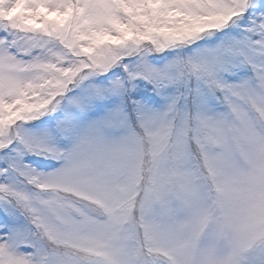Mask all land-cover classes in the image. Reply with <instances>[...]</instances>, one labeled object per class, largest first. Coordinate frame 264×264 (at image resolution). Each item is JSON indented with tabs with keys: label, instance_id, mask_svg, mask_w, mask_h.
<instances>
[{
	"label": "clouds",
	"instance_id": "obj_1",
	"mask_svg": "<svg viewBox=\"0 0 264 264\" xmlns=\"http://www.w3.org/2000/svg\"><path fill=\"white\" fill-rule=\"evenodd\" d=\"M162 2L75 0V7L88 8L85 15L48 20L25 16L17 18L21 27L5 33L17 42L16 56L11 67H0V83L7 80L17 91L8 95L5 90L8 107H0V126L6 125L8 133L0 139V153L13 154L7 166L0 169V206L19 212L30 222L29 231L47 253L45 264H54L57 258L67 264H103V250L89 251L87 243L118 215L123 216L119 246L129 264H264V111L249 103L241 104L243 117L221 111L227 134L239 146L226 179L220 180L206 170L194 140L185 136L183 147L177 148L175 131L160 157L159 177L168 191L187 195L211 218V244L205 236L206 226L192 220L165 223V242L157 244L145 236L140 201L157 176L155 145L148 138L140 144L124 145L120 179L112 186L110 198L102 202L81 182L75 162L61 159V167L51 173L39 172L23 162L28 155L47 159L42 149L30 152L21 139L26 136L25 126L33 122L24 118L27 114L43 112L39 120L55 113L53 109L57 105L61 108L71 92L92 82V78L124 68L126 59L148 60L151 55L168 51L179 55L238 26L243 18L241 0H167L166 7L159 9L163 15L154 16V5ZM10 7L8 0L0 3L2 9ZM56 31L67 32L68 40L78 34L77 44L69 46L57 38ZM162 36L175 43L157 51L150 40ZM133 38L144 41L139 52H122L119 45ZM248 39L245 33L223 44ZM100 45L105 47L101 49ZM109 48L120 51L121 59L105 72L93 66V53ZM201 53L174 60L185 69L179 84L194 79L190 62L198 60ZM127 66L132 72L138 70ZM206 75L201 73L202 78L195 79L204 87L209 82ZM249 79L257 94L264 96V82L257 81L254 74ZM61 84L66 85L62 92ZM36 261L41 264L39 256Z\"/></svg>",
	"mask_w": 264,
	"mask_h": 264
},
{
	"label": "snow or ice",
	"instance_id": "obj_2",
	"mask_svg": "<svg viewBox=\"0 0 264 264\" xmlns=\"http://www.w3.org/2000/svg\"><path fill=\"white\" fill-rule=\"evenodd\" d=\"M8 2L11 4L10 8L7 10L0 8V67H11V60L16 56L17 42L15 39H9L5 33L10 34L12 27H21L17 23V18L23 19L25 16L44 17L46 20L53 17L70 18L73 15L83 16L89 11L87 7H75V0H8ZM166 4L167 0L155 4L153 15H163L159 9L166 7ZM240 9L243 11L242 20L246 19L250 10H260L261 14L253 19L245 30L249 35L247 41L221 44L214 49L205 50L198 60L190 62V73L194 79L200 80L201 73H206L209 81L207 91L199 88L195 90L196 96L192 99L191 109L181 107V101L187 99L181 95L170 99L162 111H153L138 105L134 124L130 123L123 107L109 112L103 119L92 123L86 129H81L77 121L69 116L61 122L54 134L39 135L26 132V136L21 137L23 143L30 152L33 149H42L47 159L56 161L68 159L75 162L81 182L101 198L98 202H102L110 198L112 186L120 179L125 164L124 145L140 144L145 138L150 139L155 145L157 176L151 182V189L140 201V222L143 224L145 236L157 244L165 242L167 239L163 228L165 223L192 220L198 226H206L205 236L211 244L214 233L211 218L203 206L195 203L187 195L168 191L164 180L159 177L160 157L175 131L177 148L183 147L185 136L194 140L206 170L214 177L224 180L235 163L239 146L227 134L223 113L215 111L210 101L215 99L233 116L243 117L242 103H249L254 109L264 111V96L257 94L251 79L246 78L238 83L225 79V75L230 74L234 68L243 66L251 70L257 81L264 82V39L252 38L264 37V0H241ZM56 36L64 39L69 46H75L78 41L76 33L71 40H68L67 32L56 31ZM143 42L133 38L125 40L119 47L122 52L136 53ZM150 42L157 51L165 48L167 44L175 43L174 40L163 36L159 39L151 38ZM99 47L103 49L105 46ZM93 56L95 57L92 60L93 66L107 72L120 61L121 52L109 48L108 51H96ZM123 69L128 74L127 80L118 79L108 88H95L88 98L74 101L75 107L86 112L95 99L134 91L135 82L138 80L146 81L156 92L163 93L167 88L178 85V79L185 71L177 61L157 68L147 60H143L135 72L130 71L127 65H124ZM188 82L190 81H186L185 84ZM65 87L66 85L61 84L60 91L62 92ZM5 90L11 95L17 89L7 80L0 83V107L4 108L8 107V102L4 99ZM58 109L59 105L53 110ZM43 114L29 113L24 118L35 121ZM177 120L179 128L176 127ZM7 135V126H0V139ZM57 135L70 142V149L61 148L56 143ZM122 222L123 216H116L109 226L97 230L100 233L97 238L87 243L89 251L103 250V264H129L119 246L121 239L119 227ZM37 256L40 257L41 264H45L47 253L39 248L30 231L13 227L0 235V264H37ZM54 264L67 262L63 258H57Z\"/></svg>",
	"mask_w": 264,
	"mask_h": 264
},
{
	"label": "rangeland",
	"instance_id": "obj_3",
	"mask_svg": "<svg viewBox=\"0 0 264 264\" xmlns=\"http://www.w3.org/2000/svg\"><path fill=\"white\" fill-rule=\"evenodd\" d=\"M260 14V10H250L246 19L241 20L236 27L218 33L211 39L201 41L198 45L185 49L179 55L176 52L168 51L164 54L151 55L147 61L157 68H163L181 56H192L208 49H214L226 41L238 40L246 33L245 30L251 25V21L259 17ZM142 62L143 60L141 58H136L135 60L126 59L124 64L138 67ZM251 75L252 72L249 68L241 66L234 68L230 74H226L225 79L232 83H238L243 79L249 78ZM118 79L126 80V73L120 67L113 69L106 75L92 78V82L90 83L85 82L81 88L75 89L69 94V98L55 113L44 116L26 125V132L39 135L45 133L54 134L61 122L68 119L69 116H72L77 121L81 129H86L89 125L103 119L109 112L118 107H123L130 123L134 124L137 119L138 105H143L153 111H162L166 108L170 99L184 95L187 99L181 101V107L191 109L193 107L192 99H195L196 96L195 90L199 88L207 91L206 87L202 86L195 79L187 84L183 83L169 87L163 93L156 92L153 86L146 81L138 80L135 82L134 91H129L127 94H112L104 99H95L86 112L75 107L74 101L84 100L94 92L95 88H108ZM133 101L136 103L134 104ZM210 104L215 111H223V106L218 104L215 99H212ZM55 140L61 148L66 149L70 147V142L58 135L55 136ZM11 155L13 154L8 152L0 153V169L7 166ZM23 162L43 173H51L61 167L60 162L56 160L45 159L34 155L25 156ZM13 227L29 231L31 225L19 212L5 206H0V235H3ZM26 251H31V249H26Z\"/></svg>",
	"mask_w": 264,
	"mask_h": 264
}]
</instances>
